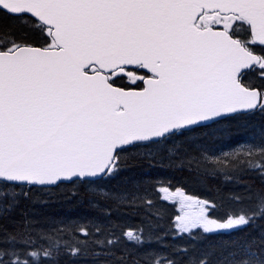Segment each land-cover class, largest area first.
<instances>
[{"label":"snow or ice","instance_id":"snow-or-ice-1","mask_svg":"<svg viewBox=\"0 0 264 264\" xmlns=\"http://www.w3.org/2000/svg\"><path fill=\"white\" fill-rule=\"evenodd\" d=\"M0 264H264V0H0Z\"/></svg>","mask_w":264,"mask_h":264},{"label":"trees","instance_id":"trees-1","mask_svg":"<svg viewBox=\"0 0 264 264\" xmlns=\"http://www.w3.org/2000/svg\"><path fill=\"white\" fill-rule=\"evenodd\" d=\"M209 183L211 184L212 182L210 181ZM189 194H198V195L203 196V195H206L207 193H205L203 190L194 192L193 190L189 189Z\"/></svg>","mask_w":264,"mask_h":264}]
</instances>
